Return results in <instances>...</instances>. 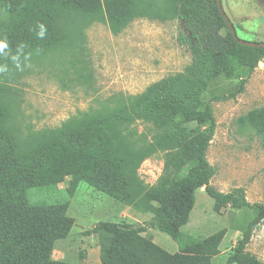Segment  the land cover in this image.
Instances as JSON below:
<instances>
[{
	"label": "trees",
	"instance_id": "obj_1",
	"mask_svg": "<svg viewBox=\"0 0 264 264\" xmlns=\"http://www.w3.org/2000/svg\"><path fill=\"white\" fill-rule=\"evenodd\" d=\"M141 17L179 21L183 31L177 42L191 57L182 72L150 84L141 94L114 95L99 108L19 143L0 87V264H72L54 260L52 253L55 242L72 228L66 213L79 183L152 214L144 226L99 222L87 231L97 236L100 264H211L218 255L225 229L175 253L142 236L153 229L180 244V230L190 221L197 191L203 189L216 214L237 192L222 193L210 184L213 169L207 151L216 129L211 103L244 91L264 60V49L233 39L216 0H0V43L5 45L0 48V69L53 52L75 57L82 52L83 29L89 24L104 23L117 35ZM220 77L238 80V85L205 102L209 83ZM138 123L144 126L142 132ZM252 125L264 142V108ZM157 152L164 153V172L148 187L138 170ZM66 179L64 202H29L31 189L54 187ZM242 207L252 214L224 264H263L246 249L264 222V205L243 199Z\"/></svg>",
	"mask_w": 264,
	"mask_h": 264
},
{
	"label": "rangeland",
	"instance_id": "obj_2",
	"mask_svg": "<svg viewBox=\"0 0 264 264\" xmlns=\"http://www.w3.org/2000/svg\"><path fill=\"white\" fill-rule=\"evenodd\" d=\"M162 3L163 0H153ZM223 11L235 27L238 39L264 43V0H221ZM183 31L176 19L135 18L117 35L108 26L94 22L83 29L82 52H53L0 69V87L9 103L10 125L19 143L29 134L53 129L69 118L99 108L108 98L123 94L138 95L152 83L180 73L191 57L177 42ZM238 80L223 77L211 81L204 101L227 94ZM216 129L207 160L213 169L210 184L222 193L236 190L233 201L220 213L212 211V201L203 189L196 192V203L189 223L180 230L181 243L153 229L147 235L168 253L198 242L225 229L219 253L211 264H224L241 237L252 211L242 207L264 205V142L252 125L254 115L264 108V60L259 63L244 91L234 99L211 103ZM142 132L144 126L137 124ZM164 172V153L145 160L138 175L154 186ZM54 187L31 189L33 204H54L67 200V181ZM243 198V199H242ZM66 215L73 220L69 235L56 241L52 258L66 263L100 264L95 234L85 233L99 222H125L144 226L150 212L125 206L85 183H79L69 200ZM246 252L264 264V222L254 230Z\"/></svg>",
	"mask_w": 264,
	"mask_h": 264
},
{
	"label": "water",
	"instance_id": "obj_3",
	"mask_svg": "<svg viewBox=\"0 0 264 264\" xmlns=\"http://www.w3.org/2000/svg\"><path fill=\"white\" fill-rule=\"evenodd\" d=\"M216 5H217L218 11H219L223 21L225 22V25H226L227 29L231 33L233 39L239 45L247 46V47H251V48L264 49V43L246 42V41H242V40L238 39L237 36H236V31H235L232 23L230 22V20L228 19L227 15L223 11V8H222V5H221V0H216Z\"/></svg>",
	"mask_w": 264,
	"mask_h": 264
},
{
	"label": "clouds",
	"instance_id": "obj_4",
	"mask_svg": "<svg viewBox=\"0 0 264 264\" xmlns=\"http://www.w3.org/2000/svg\"><path fill=\"white\" fill-rule=\"evenodd\" d=\"M44 34V29H43V26L41 25V32H40V35L42 36ZM5 47L4 43H0V48H3Z\"/></svg>",
	"mask_w": 264,
	"mask_h": 264
}]
</instances>
